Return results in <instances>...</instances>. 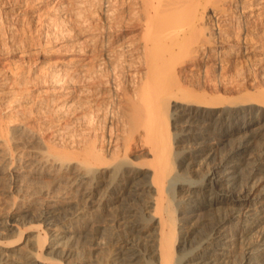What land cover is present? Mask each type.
<instances>
[{"label":"bare ground","instance_id":"obj_1","mask_svg":"<svg viewBox=\"0 0 264 264\" xmlns=\"http://www.w3.org/2000/svg\"><path fill=\"white\" fill-rule=\"evenodd\" d=\"M50 2L39 47L61 57L0 70V184L12 198L0 210V264H63L100 220L126 229L115 227L117 248L101 262L264 264V91L229 95L206 63L224 36L209 17L224 23L240 7L232 24L245 29L264 0ZM256 35L219 50L246 55L262 46ZM234 133L240 141L221 150ZM202 162L209 173L191 177Z\"/></svg>","mask_w":264,"mask_h":264},{"label":"rangeland","instance_id":"obj_2","mask_svg":"<svg viewBox=\"0 0 264 264\" xmlns=\"http://www.w3.org/2000/svg\"><path fill=\"white\" fill-rule=\"evenodd\" d=\"M50 1L46 2L45 4H40L41 8L35 9L34 0H0V70L2 72L7 73L8 70L12 68H20L22 66H27V68L35 67V66L40 67L47 61H53L56 58L61 57V54L59 52L52 54L53 56L51 55L48 56L44 54L39 47L40 16L38 15L43 14L44 12L49 10L50 7L49 5L51 3ZM66 1L67 0H65V2ZM235 1L240 2L241 0H235ZM13 6L15 7V9L13 10L10 9ZM5 7H8L10 13L4 14L3 10L7 9ZM237 9H240V7L239 8L231 7L224 12L226 15L224 14L225 16L223 15V17L227 18L226 20L227 22L224 21V23L220 19L209 17L210 18L209 21L212 18V20L210 21L211 23L209 22L210 26L213 30H215L214 34L217 33L215 37L218 36L217 37L218 40L219 37H221V34L224 35L225 37L222 36L223 40L222 38H220V40H222L221 44L213 46L212 48L213 52L212 51H211L212 53L210 52L211 57L209 56L208 58L209 60H207L208 62L206 63L207 65L212 67L213 71L214 70L216 71L217 69L216 71L217 73L214 72L212 76L213 77L215 76L216 80L218 79L217 80L219 81V83L217 82L218 84L223 85V87L220 86V88L222 87L221 90H223L224 88L225 91L224 90L223 91L225 93L229 92L228 93L229 95L230 94L236 95L237 92L239 93L242 91L240 90L242 88L243 90L245 89L248 90L249 92L257 91L259 88H261V90L264 91V44H263L264 41L262 42V46L258 48L259 50L256 49L254 51H249V53L246 55H240L236 52H231L228 54H224L223 52H220V50L230 46L233 40H235V38L237 39L241 36L248 37V39H252L253 36L257 34L256 35V37L258 36L257 39L263 37L261 38V40L262 39L264 40V32H262L264 29V14L260 18H255L254 21L250 22L251 24L249 23L248 28L244 29L237 27L235 24H232L234 23L232 19V15L233 13H235V11H238ZM228 13L229 14L231 13V15H229ZM231 25L235 26L237 30L235 27L232 28ZM228 27L232 28V30L226 31ZM9 28H11L12 32H8ZM218 72L220 73L218 74ZM214 74H218L217 75L218 77L220 75L221 78L220 77L218 78ZM225 75L229 77V78L227 77V80L226 77L223 78V76ZM221 79L222 80L225 79L226 81L221 82L222 81ZM227 88L229 89L228 91H226ZM254 112L256 113L258 111L254 110ZM243 120L244 118L237 121V124L236 123L232 124V126L236 127L238 126V124H243ZM173 122H175L174 123L175 125L172 124ZM177 122L179 121H174L169 119V127L171 133L181 129L182 121H180V123ZM262 122H264V117L262 119ZM240 138H241L240 133H234L233 135H231L229 141L221 145L220 149L223 150L225 149V147L226 148L231 147L233 144L237 143V141L239 142ZM255 142L257 143L256 139ZM256 143L255 145L253 144V153L255 152L258 153L257 151H259L261 147V143H259V141L258 144ZM172 147H173V151L184 150L185 148H188V143L182 141H179L178 143H174V141L172 140ZM145 158L148 159V157L146 156ZM202 163L203 164L200 163L201 165L199 164L200 166L197 165V167H195V170L194 169L190 170V171L193 170L192 172L189 173L191 177H202L209 173L210 164L207 163L208 165H206L204 164L205 162ZM8 194L9 193L5 190L3 185L0 184V210L6 209L10 205V201L12 198H10V195ZM92 199L95 200V198ZM74 204H76V207L78 208L81 207L84 208L85 210L89 208V210L92 211L91 213L94 215V211L92 210L91 207H88L89 206L88 203H85L84 201L78 200V198H76L74 199ZM133 204H136V206L139 205L141 206V204H139L138 201L133 202ZM74 209H72L71 212H73ZM114 210H115L114 212H116L117 210H119V207L116 205ZM71 212L68 215V221L70 220V217L74 215L71 214ZM38 218H34V219L26 218L24 220V224H26V226L38 224L39 223ZM115 227H117V229L122 231L123 234H126V229L123 224L112 225V223L105 220L98 221L96 226L90 232L89 237H87V235L81 236V238L78 240L76 245L73 247L72 254L70 257L68 258L58 257V259H60L63 264H77L79 260H84V259L92 260L93 258L96 257L97 260L100 259L99 261H97V264L104 262L107 264H112V259L110 258H109L110 260L108 259L107 261H103V262L101 261L103 260L102 258H104L105 256L107 258V252H113L117 248V241L112 236V231L116 229ZM33 229L39 231L40 228L39 229L33 228ZM41 231L44 230L42 229ZM13 238H15V236L12 235L9 239H13ZM52 258L57 259V256L54 254L52 255Z\"/></svg>","mask_w":264,"mask_h":264}]
</instances>
